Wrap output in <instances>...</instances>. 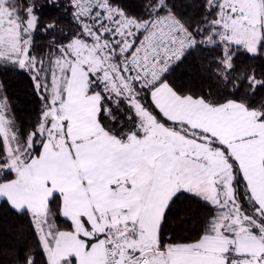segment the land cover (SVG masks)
I'll return each mask as SVG.
<instances>
[{
  "label": "snow or ice",
  "instance_id": "snow-or-ice-1",
  "mask_svg": "<svg viewBox=\"0 0 264 264\" xmlns=\"http://www.w3.org/2000/svg\"><path fill=\"white\" fill-rule=\"evenodd\" d=\"M10 73L0 264H264V0H0Z\"/></svg>",
  "mask_w": 264,
  "mask_h": 264
},
{
  "label": "trees",
  "instance_id": "trees-1",
  "mask_svg": "<svg viewBox=\"0 0 264 264\" xmlns=\"http://www.w3.org/2000/svg\"><path fill=\"white\" fill-rule=\"evenodd\" d=\"M178 3L185 6L193 4L195 0H177ZM191 14L194 10L188 8ZM49 10L45 9V18L49 15ZM46 41L42 37H37V44L42 45ZM195 56V54H194ZM259 65L260 61L253 62ZM173 78L185 86L199 88L201 86L207 88V80L198 69L196 60L189 57L188 61L176 70ZM0 84L4 85L5 90L12 98L14 107L22 120H27L37 107V102L32 94V86L30 82L14 73L0 74ZM24 226V222L13 214L7 206L0 207V241L11 242V237L15 231ZM179 228V224L176 225Z\"/></svg>",
  "mask_w": 264,
  "mask_h": 264
}]
</instances>
